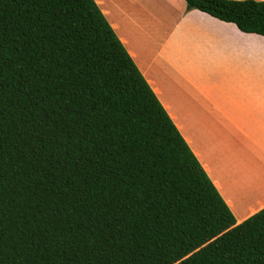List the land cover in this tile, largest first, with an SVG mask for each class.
I'll return each mask as SVG.
<instances>
[{"label": "trees", "instance_id": "trees-1", "mask_svg": "<svg viewBox=\"0 0 264 264\" xmlns=\"http://www.w3.org/2000/svg\"><path fill=\"white\" fill-rule=\"evenodd\" d=\"M184 1L264 36V2ZM0 264H264L95 0H0Z\"/></svg>", "mask_w": 264, "mask_h": 264}, {"label": "crops", "instance_id": "crops-1", "mask_svg": "<svg viewBox=\"0 0 264 264\" xmlns=\"http://www.w3.org/2000/svg\"><path fill=\"white\" fill-rule=\"evenodd\" d=\"M95 1L237 224L264 209V36L184 0Z\"/></svg>", "mask_w": 264, "mask_h": 264}]
</instances>
